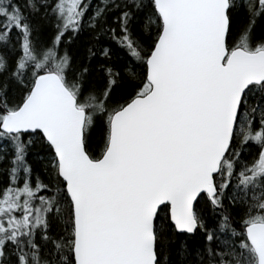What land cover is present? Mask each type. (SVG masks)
Returning <instances> with one entry per match:
<instances>
[{
  "label": "snow or ice",
  "instance_id": "1",
  "mask_svg": "<svg viewBox=\"0 0 264 264\" xmlns=\"http://www.w3.org/2000/svg\"><path fill=\"white\" fill-rule=\"evenodd\" d=\"M173 251L264 264V0H0V264Z\"/></svg>",
  "mask_w": 264,
  "mask_h": 264
},
{
  "label": "trees",
  "instance_id": "2",
  "mask_svg": "<svg viewBox=\"0 0 264 264\" xmlns=\"http://www.w3.org/2000/svg\"><path fill=\"white\" fill-rule=\"evenodd\" d=\"M97 2V0H93V4H95ZM87 42V33H84L80 36V38L78 40H76L72 47V51L73 52H79L81 55H83L84 53V45ZM30 159L35 163L36 167L39 169L40 166V161L38 160V158L35 156V154H30ZM208 222L211 224L214 220L215 217L211 215V213H209L208 216ZM184 242L193 246V247H199V245L201 243H203L204 241V233L203 231H198L197 233H195V235L193 236H183ZM171 259L173 261V264H179V261L183 259L182 256H178L176 254L175 251L172 252L171 255Z\"/></svg>",
  "mask_w": 264,
  "mask_h": 264
},
{
  "label": "water",
  "instance_id": "3",
  "mask_svg": "<svg viewBox=\"0 0 264 264\" xmlns=\"http://www.w3.org/2000/svg\"><path fill=\"white\" fill-rule=\"evenodd\" d=\"M184 235H186V236H193V235H195V233L194 234H184Z\"/></svg>",
  "mask_w": 264,
  "mask_h": 264
}]
</instances>
